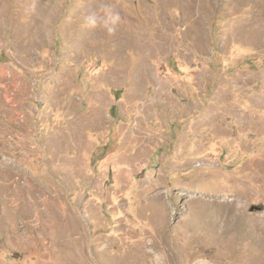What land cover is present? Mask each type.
<instances>
[{"label": "rangeland", "instance_id": "374dc122", "mask_svg": "<svg viewBox=\"0 0 264 264\" xmlns=\"http://www.w3.org/2000/svg\"><path fill=\"white\" fill-rule=\"evenodd\" d=\"M0 264H264V0H0Z\"/></svg>", "mask_w": 264, "mask_h": 264}, {"label": "clouds", "instance_id": "9594fccd", "mask_svg": "<svg viewBox=\"0 0 264 264\" xmlns=\"http://www.w3.org/2000/svg\"><path fill=\"white\" fill-rule=\"evenodd\" d=\"M100 13L92 11L84 15V25L89 29H96L98 26L107 30L108 34H114L120 22L119 13L115 12L110 5L104 4L100 8Z\"/></svg>", "mask_w": 264, "mask_h": 264}]
</instances>
